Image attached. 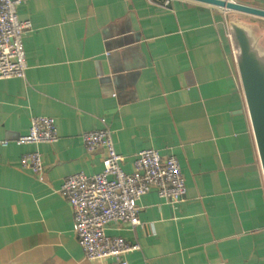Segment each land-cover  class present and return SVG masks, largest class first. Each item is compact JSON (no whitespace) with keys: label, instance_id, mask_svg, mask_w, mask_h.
<instances>
[{"label":"crops","instance_id":"crops-1","mask_svg":"<svg viewBox=\"0 0 264 264\" xmlns=\"http://www.w3.org/2000/svg\"><path fill=\"white\" fill-rule=\"evenodd\" d=\"M165 1H168L165 4ZM264 9V0H231ZM233 12V11H232ZM229 10L197 0H24L23 77L0 79V264H116L86 259L63 179L103 168L81 134L109 129L129 173L142 149L174 156L186 185L149 190L140 223L108 236L139 248L128 264H264V175L228 31ZM234 13V12H233ZM236 18L264 30V18ZM264 41V40H263ZM33 116L58 140L18 144ZM39 152V180L20 159Z\"/></svg>","mask_w":264,"mask_h":264},{"label":"built area","instance_id":"built-area-1","mask_svg":"<svg viewBox=\"0 0 264 264\" xmlns=\"http://www.w3.org/2000/svg\"><path fill=\"white\" fill-rule=\"evenodd\" d=\"M23 1L0 0V79L23 77L27 68L23 37L31 22L17 16V7ZM57 140L54 118L33 116L27 134L19 136L17 143ZM81 140L87 151L104 148L106 153L100 172L70 174L59 190L72 209L77 242L88 260L112 257L116 264H128L124 254L139 246L120 236H108L106 226L112 222L138 225V200L151 189L169 202L182 201L186 185L178 160L174 156L161 157L154 148L142 149L134 158L132 171L127 173L120 166L123 157L116 152L109 129L85 131ZM0 143L5 145L6 141ZM20 164L43 179L44 165L39 152L24 154Z\"/></svg>","mask_w":264,"mask_h":264},{"label":"water","instance_id":"water-1","mask_svg":"<svg viewBox=\"0 0 264 264\" xmlns=\"http://www.w3.org/2000/svg\"><path fill=\"white\" fill-rule=\"evenodd\" d=\"M197 1L264 18V9L231 0ZM228 31L264 175V30L230 19Z\"/></svg>","mask_w":264,"mask_h":264},{"label":"rangeland","instance_id":"rangeland-1","mask_svg":"<svg viewBox=\"0 0 264 264\" xmlns=\"http://www.w3.org/2000/svg\"><path fill=\"white\" fill-rule=\"evenodd\" d=\"M230 12H232V11H230ZM236 14H237V12H232V13H230V15H229V17H228V21L230 20V19H235V20H239L238 18H236L235 16H236ZM240 21V20H239Z\"/></svg>","mask_w":264,"mask_h":264}]
</instances>
